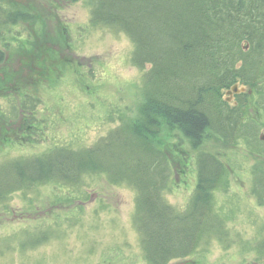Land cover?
Segmentation results:
<instances>
[{
  "label": "rangeland",
  "instance_id": "obj_1",
  "mask_svg": "<svg viewBox=\"0 0 264 264\" xmlns=\"http://www.w3.org/2000/svg\"><path fill=\"white\" fill-rule=\"evenodd\" d=\"M0 4L28 14L15 25L0 21V50L5 54L0 62V264H146L134 224L137 190L125 170L114 164L113 172L107 168L83 175L78 186L59 181L62 173L72 174L64 170L74 166L70 152L43 164L14 159L61 145L90 147L115 130L131 137L130 126L141 119L148 96L146 68L134 62L135 43L125 30L92 24L94 0ZM16 36L23 38L21 45ZM259 91L243 98L237 114L241 122L258 121L260 136L264 84ZM26 93L40 103L33 113L13 112ZM237 139L227 143L208 130L202 143L193 146L165 122L152 138L171 161L163 196L177 207L187 206L197 184L201 152L215 154L227 168L224 187L214 190L212 204L223 213L229 244L212 232L204 248L203 233L196 249L203 248V253L169 264H264V207L251 191L254 186L264 197V171L252 176L264 157L256 153V159L245 139ZM137 146L114 141L112 149L129 155ZM116 157H122L119 150ZM42 165L58 170L30 180L38 177ZM141 173L149 181L150 171L135 172ZM150 188L153 199L162 195L161 188Z\"/></svg>",
  "mask_w": 264,
  "mask_h": 264
},
{
  "label": "trees",
  "instance_id": "obj_2",
  "mask_svg": "<svg viewBox=\"0 0 264 264\" xmlns=\"http://www.w3.org/2000/svg\"><path fill=\"white\" fill-rule=\"evenodd\" d=\"M27 18L26 11L7 10L0 4V21L15 25ZM91 22L125 30L135 43L134 62L146 68L148 96L141 119L130 126L131 137L115 130L90 147L61 145L14 159L43 164L70 152L74 166L64 170L72 174L62 173L58 179L72 185L82 183L83 175L114 164L125 170L137 190L134 223L148 264H169L178 257L203 253V248L196 250L203 233L204 248L209 247L212 232L218 241L229 244L223 213L212 204L214 190L223 188L227 179L226 165L215 154L201 152L196 163L197 184L186 208L178 209L163 196L170 182L171 161L154 147L152 138L165 122L179 129L193 146H199L212 130L227 143L244 138L256 159L258 154L264 157V140L258 133L262 126L255 119L241 122L238 107L222 99V89L238 79L258 93L264 84V0H94ZM4 61L0 50V62ZM39 103L26 93L13 112L33 113ZM114 141L127 146L133 142L138 149L129 155L117 149L120 159L112 149ZM261 161L254 165L253 176L264 171ZM57 170L42 165L37 168L38 177L30 180ZM136 171H150L149 178L144 176L149 181ZM149 185L161 188L162 195L153 199ZM252 192L264 206V197L257 190ZM260 245L264 247V238Z\"/></svg>",
  "mask_w": 264,
  "mask_h": 264
},
{
  "label": "water",
  "instance_id": "obj_3",
  "mask_svg": "<svg viewBox=\"0 0 264 264\" xmlns=\"http://www.w3.org/2000/svg\"><path fill=\"white\" fill-rule=\"evenodd\" d=\"M247 89H248V86L237 82L234 85H232L231 88L223 90L226 92V96L224 97V99L227 101H232V99L234 98V93L246 92Z\"/></svg>",
  "mask_w": 264,
  "mask_h": 264
},
{
  "label": "flooded vegetation",
  "instance_id": "obj_4",
  "mask_svg": "<svg viewBox=\"0 0 264 264\" xmlns=\"http://www.w3.org/2000/svg\"><path fill=\"white\" fill-rule=\"evenodd\" d=\"M243 97H244V94H243V93H236V94H235V99H234L233 102H231V103L234 104V101L237 100L238 103H237V104H234V105H238V104H239V99H242Z\"/></svg>",
  "mask_w": 264,
  "mask_h": 264
}]
</instances>
